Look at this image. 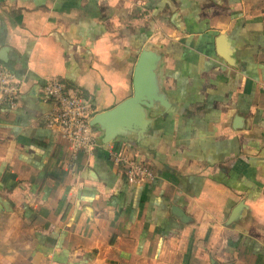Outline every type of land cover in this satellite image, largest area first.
I'll return each mask as SVG.
<instances>
[{"label":"crops","instance_id":"1","mask_svg":"<svg viewBox=\"0 0 264 264\" xmlns=\"http://www.w3.org/2000/svg\"><path fill=\"white\" fill-rule=\"evenodd\" d=\"M156 56L146 126L71 154L47 127L60 80L91 119ZM0 264H264V16L244 0H0ZM150 167L126 181L112 151Z\"/></svg>","mask_w":264,"mask_h":264},{"label":"built area","instance_id":"2","mask_svg":"<svg viewBox=\"0 0 264 264\" xmlns=\"http://www.w3.org/2000/svg\"><path fill=\"white\" fill-rule=\"evenodd\" d=\"M20 95V82L8 70L0 69V106H14ZM40 96L43 101L53 104L45 124L61 132L66 149L73 155L92 150L94 140L88 101L81 94L68 90L57 79L49 80L42 88ZM111 157L123 169L128 184L139 186L153 180L151 168L140 160L120 150L112 151Z\"/></svg>","mask_w":264,"mask_h":264},{"label":"water","instance_id":"3","mask_svg":"<svg viewBox=\"0 0 264 264\" xmlns=\"http://www.w3.org/2000/svg\"><path fill=\"white\" fill-rule=\"evenodd\" d=\"M155 60L154 53L141 52L133 71L132 96L91 119L90 125L99 126L104 132V143L136 133L137 128L143 129L146 126L143 120L145 108H152L154 102L160 101L153 84Z\"/></svg>","mask_w":264,"mask_h":264},{"label":"rangeland","instance_id":"4","mask_svg":"<svg viewBox=\"0 0 264 264\" xmlns=\"http://www.w3.org/2000/svg\"><path fill=\"white\" fill-rule=\"evenodd\" d=\"M252 11L264 16V0H244Z\"/></svg>","mask_w":264,"mask_h":264}]
</instances>
